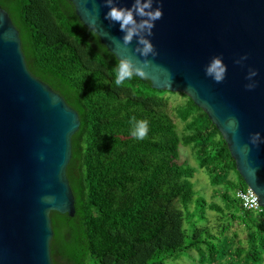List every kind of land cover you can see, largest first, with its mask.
<instances>
[{
  "label": "trees",
  "instance_id": "obj_1",
  "mask_svg": "<svg viewBox=\"0 0 264 264\" xmlns=\"http://www.w3.org/2000/svg\"><path fill=\"white\" fill-rule=\"evenodd\" d=\"M0 6L19 32L28 70L79 116L66 166L75 211L50 212L53 264H166L192 249L196 264H264V207L243 208L236 193L248 187L202 108L145 78L115 86L120 62L71 1L0 0ZM132 118L149 122L144 140L131 136ZM180 143L207 173L219 203L195 197L197 168L178 162ZM207 210L215 212L214 230ZM185 213L192 216L186 222ZM233 222L243 238H236Z\"/></svg>",
  "mask_w": 264,
  "mask_h": 264
},
{
  "label": "water",
  "instance_id": "obj_2",
  "mask_svg": "<svg viewBox=\"0 0 264 264\" xmlns=\"http://www.w3.org/2000/svg\"><path fill=\"white\" fill-rule=\"evenodd\" d=\"M69 1L119 62L131 57L153 88L183 92L206 112L264 207V0H159L163 15L148 37L157 54L146 65L137 41L124 45L119 24L105 18L104 0ZM215 56L226 65L220 82L205 74ZM79 122L28 70L19 32L0 6V264H53L50 212L74 215L66 166Z\"/></svg>",
  "mask_w": 264,
  "mask_h": 264
},
{
  "label": "clouds",
  "instance_id": "obj_3",
  "mask_svg": "<svg viewBox=\"0 0 264 264\" xmlns=\"http://www.w3.org/2000/svg\"><path fill=\"white\" fill-rule=\"evenodd\" d=\"M104 3L108 9L105 18L112 23L119 24L123 33V44L128 45L135 39L137 41L135 51L145 58L143 64H148V57L157 54L148 37L152 34L155 21L163 15L159 0H132L131 6L121 5L117 0H104ZM245 58L241 57L236 62L240 63ZM205 74L216 82L222 81L226 74V65L222 62V57L211 58L205 66ZM145 75L142 66H139L131 57H124L117 67L114 84L120 87L126 81L134 78L143 79ZM255 75L256 71L250 70L248 78L251 79ZM149 131V122L146 119L132 118L130 134L134 139L144 140L148 137Z\"/></svg>",
  "mask_w": 264,
  "mask_h": 264
},
{
  "label": "rangeland",
  "instance_id": "obj_4",
  "mask_svg": "<svg viewBox=\"0 0 264 264\" xmlns=\"http://www.w3.org/2000/svg\"><path fill=\"white\" fill-rule=\"evenodd\" d=\"M169 102L174 103V101L171 99ZM173 120L177 126V130L179 134H182L184 132L183 123L175 116L173 117ZM178 150H179L178 162L184 164L185 166H192L194 168H197L196 162L192 157L190 148L187 145H183L182 143H180L178 146ZM191 181L193 183V187L196 192L195 197L202 196L208 202L213 200L219 203V199L212 197V187L210 186L208 175L205 171H203V169L197 168L193 174V177L191 178ZM191 211L193 212V210ZM195 214L197 215V213ZM206 215L209 220L207 224H209L212 230H214V226L216 223L214 217L215 212L211 210H207ZM187 218L191 219L192 216L189 215L188 213H185V222ZM187 226L188 224L186 223L185 227ZM230 228L231 230L237 233L236 238H243L245 236L244 229L238 226L236 222H233ZM197 258H198L197 252L192 249V250H187L186 252H182L181 254L177 255L175 258H165V263L166 264H196Z\"/></svg>",
  "mask_w": 264,
  "mask_h": 264
},
{
  "label": "built area",
  "instance_id": "obj_5",
  "mask_svg": "<svg viewBox=\"0 0 264 264\" xmlns=\"http://www.w3.org/2000/svg\"><path fill=\"white\" fill-rule=\"evenodd\" d=\"M236 196L241 201L243 208L256 212H260L262 210V207L258 204L257 196L250 188L238 190Z\"/></svg>",
  "mask_w": 264,
  "mask_h": 264
}]
</instances>
